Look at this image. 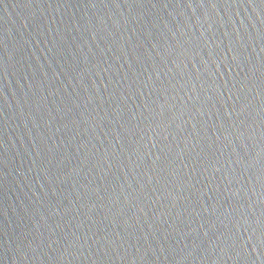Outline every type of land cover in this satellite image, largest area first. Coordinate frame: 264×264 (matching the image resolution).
Returning <instances> with one entry per match:
<instances>
[{
    "label": "water",
    "instance_id": "1",
    "mask_svg": "<svg viewBox=\"0 0 264 264\" xmlns=\"http://www.w3.org/2000/svg\"><path fill=\"white\" fill-rule=\"evenodd\" d=\"M0 264H264V0H0Z\"/></svg>",
    "mask_w": 264,
    "mask_h": 264
}]
</instances>
